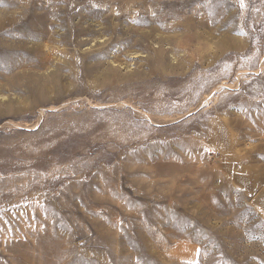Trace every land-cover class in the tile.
I'll return each mask as SVG.
<instances>
[{
    "label": "rangeland",
    "instance_id": "rangeland-1",
    "mask_svg": "<svg viewBox=\"0 0 264 264\" xmlns=\"http://www.w3.org/2000/svg\"><path fill=\"white\" fill-rule=\"evenodd\" d=\"M0 264H264V0H0Z\"/></svg>",
    "mask_w": 264,
    "mask_h": 264
}]
</instances>
